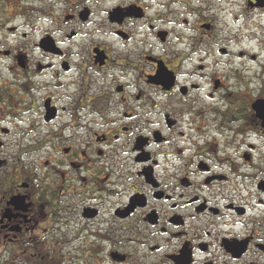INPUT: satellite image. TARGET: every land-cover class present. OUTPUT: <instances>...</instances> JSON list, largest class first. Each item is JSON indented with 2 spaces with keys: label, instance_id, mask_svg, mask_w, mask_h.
Returning a JSON list of instances; mask_svg holds the SVG:
<instances>
[{
  "label": "flooded vegetation",
  "instance_id": "1",
  "mask_svg": "<svg viewBox=\"0 0 264 264\" xmlns=\"http://www.w3.org/2000/svg\"><path fill=\"white\" fill-rule=\"evenodd\" d=\"M0 264H264V0H0Z\"/></svg>",
  "mask_w": 264,
  "mask_h": 264
}]
</instances>
